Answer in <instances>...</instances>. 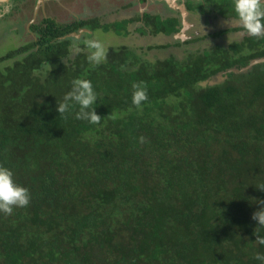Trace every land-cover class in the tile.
<instances>
[{"label": "trees", "instance_id": "1", "mask_svg": "<svg viewBox=\"0 0 264 264\" xmlns=\"http://www.w3.org/2000/svg\"><path fill=\"white\" fill-rule=\"evenodd\" d=\"M220 14L235 17L233 0ZM129 22L49 20L0 59V166L31 197L0 212V264H261L252 214L264 200V39L153 62L109 47L97 65L62 38L84 27L126 35ZM144 23V36L179 29L175 18ZM45 61L52 71L34 74ZM74 79L91 82L100 124L76 119L74 103L56 110Z\"/></svg>", "mask_w": 264, "mask_h": 264}, {"label": "rangeland", "instance_id": "2", "mask_svg": "<svg viewBox=\"0 0 264 264\" xmlns=\"http://www.w3.org/2000/svg\"><path fill=\"white\" fill-rule=\"evenodd\" d=\"M61 2V3H60ZM132 3L131 9L123 10V6L126 3ZM168 2V1H167ZM59 3L64 6V10L61 12L58 20L61 22H70L73 18H87L90 16H96L102 24L120 23L123 17H135L139 12L146 9V5H138V0H59ZM129 3V4H130ZM177 5H182L183 0H175ZM161 10L156 9V12L162 13L163 16L170 13L168 5L161 3ZM153 9V6L149 10ZM61 11V8L59 9ZM120 11V12H118ZM118 12V13H117ZM229 23L230 25L226 24ZM223 24L214 22L216 27H238L233 21H229ZM8 22H2L0 24V57L5 56L8 52L14 51L20 45H22L21 33L16 30L8 32L6 26ZM132 28V29H131ZM130 33L125 36H116L112 33V28L108 32H104L103 28L99 30L89 32L78 33L76 36L69 39L73 42L74 52L80 51L82 48L87 54H90V50L86 47L85 41L96 39L104 45L105 56L109 47L126 46L140 54V56L153 62L155 60H163L169 56L176 58H183L190 53L197 51L210 50L215 46L222 45L221 42H235L240 41L243 35L240 33H230L224 38H220L217 41H201L198 43L185 45L184 41L190 36L185 33L186 28L182 27L177 34L172 35H157L152 37L138 36L134 31V26H130ZM127 29V31H129ZM26 41L29 40L26 38ZM25 42V41H24ZM183 42V43H182ZM182 43V44H181ZM179 44V45H177ZM155 46H168L163 49H155ZM222 76L218 75L215 78L210 79L208 82H204L201 86L220 82Z\"/></svg>", "mask_w": 264, "mask_h": 264}, {"label": "flooded vegetation", "instance_id": "3", "mask_svg": "<svg viewBox=\"0 0 264 264\" xmlns=\"http://www.w3.org/2000/svg\"><path fill=\"white\" fill-rule=\"evenodd\" d=\"M60 3L59 0H0V24L2 22H8L9 25L6 26L5 30H7L8 32H16L17 30L21 33L22 45H20L14 51L20 50L23 47L27 46L29 43L35 42L36 33L33 31V27L38 25H44V23L49 20L56 24H70L96 19L100 23L99 19L93 15L82 19L73 18L70 22H61L58 20V17L64 10V6ZM129 3L127 2L126 5L123 6V10L132 8L133 4ZM161 3L165 5H168L170 3V5L168 6L170 8L169 14L163 16L161 12H156L157 8L159 9V11L161 10V6H159L162 5ZM141 4L146 5V9H144V11L139 12L138 15L135 17H123V20L130 21L126 25V31L127 29L129 30L130 26H134V32L138 36L144 37V35H141L139 33V30H146V32L150 31L149 27H145L144 23V16L146 14L152 16H159L162 19H165L167 17L175 18L177 19V22L179 24L178 31L182 27H185V33L190 36L187 40L184 41V43H188L185 45H190L194 43L196 44L198 42H204L207 40H220V38L224 37L218 36L216 38H213V36L221 30L230 29V27H216L213 25V23L218 22L219 24H223L225 23V21H234V18L225 19L220 14V0H183V4L180 6L175 3V0H138V5ZM151 6H153V9L149 10ZM60 8L61 11L59 10ZM92 31L95 30H90L86 27L79 28L76 32L68 34L62 38H70L74 35L76 36L80 32L92 33ZM112 33L116 36L123 35H117L116 33H114L113 30ZM129 33L130 30L127 31L125 36H127ZM145 36L152 37V35H150L149 33H147V35ZM26 38L29 40V42L25 40ZM3 57H0V59Z\"/></svg>", "mask_w": 264, "mask_h": 264}, {"label": "clouds", "instance_id": "4", "mask_svg": "<svg viewBox=\"0 0 264 264\" xmlns=\"http://www.w3.org/2000/svg\"><path fill=\"white\" fill-rule=\"evenodd\" d=\"M233 7L235 12L233 22L243 29L241 34L264 39V0H233ZM226 24L230 25L229 23ZM85 44L90 50L87 60L90 63L100 64L105 59L104 45L96 39L87 40ZM63 62L65 64L64 60ZM41 70L52 71V69H49L47 61L42 62L40 70H34V74H38ZM132 87L134 89L132 103L139 108L148 99L147 91L143 86V82L134 83ZM96 101L97 95L91 82L74 79L71 90L65 94L62 101H57L56 110L59 115H64L70 110L71 104L74 103L79 105L76 119L85 120L91 124H100L102 118L92 108ZM143 139L141 137V142H143ZM13 175L10 169L0 166V212L6 215H11L15 207H27L31 199L29 190L17 184ZM258 189L264 191V185H261ZM259 204L262 207L252 214V220L257 222L258 227L264 228V200H260ZM257 228L255 230L256 242L264 245V236L257 234ZM255 259L264 264V254H257Z\"/></svg>", "mask_w": 264, "mask_h": 264}]
</instances>
